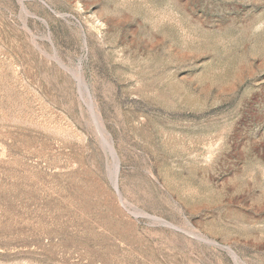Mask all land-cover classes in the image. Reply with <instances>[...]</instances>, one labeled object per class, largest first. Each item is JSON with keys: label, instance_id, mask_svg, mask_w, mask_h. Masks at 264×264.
Returning <instances> with one entry per match:
<instances>
[{"label": "rangeland", "instance_id": "obj_1", "mask_svg": "<svg viewBox=\"0 0 264 264\" xmlns=\"http://www.w3.org/2000/svg\"><path fill=\"white\" fill-rule=\"evenodd\" d=\"M0 264H264V0H0Z\"/></svg>", "mask_w": 264, "mask_h": 264}, {"label": "bare ground", "instance_id": "obj_2", "mask_svg": "<svg viewBox=\"0 0 264 264\" xmlns=\"http://www.w3.org/2000/svg\"><path fill=\"white\" fill-rule=\"evenodd\" d=\"M90 105V104H89ZM94 122H95V124L97 125V127L99 128V133H100V136H101V139L103 140V142L108 146V148L109 149H111V151L114 153V150H113V148H112V144H111V142L108 140V139H106L105 138V136L103 135V132H102V129L100 128V126H99V124H98V122H97V120H96V118L94 117ZM114 188H115V190H117V192H118V188H117V181H115V176H116V174H117V164L115 163V165H114ZM113 171V170H112Z\"/></svg>", "mask_w": 264, "mask_h": 264}, {"label": "water", "instance_id": "obj_3", "mask_svg": "<svg viewBox=\"0 0 264 264\" xmlns=\"http://www.w3.org/2000/svg\"><path fill=\"white\" fill-rule=\"evenodd\" d=\"M98 132H99V128H98ZM99 136H100V133H99ZM100 139H101V136H100ZM101 142H102L103 146L105 147V149L108 151V153L111 156L112 160L114 161V165H115V163L117 164V174H118L119 164H118L115 152L113 153L111 151V149H109L108 146L103 142L102 139H101ZM117 174L115 176V181H117ZM116 192H117V190H116Z\"/></svg>", "mask_w": 264, "mask_h": 264}]
</instances>
